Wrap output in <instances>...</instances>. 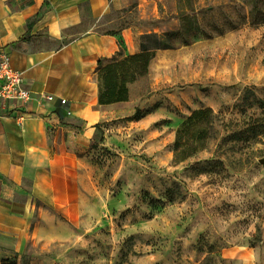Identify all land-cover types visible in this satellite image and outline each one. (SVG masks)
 Segmentation results:
<instances>
[{
  "label": "crops",
  "instance_id": "1",
  "mask_svg": "<svg viewBox=\"0 0 264 264\" xmlns=\"http://www.w3.org/2000/svg\"><path fill=\"white\" fill-rule=\"evenodd\" d=\"M170 1L0 0V49H9L33 93L67 100L34 101L21 122L0 119V264L66 230L88 231L108 215L119 169L137 149L151 153L158 113L169 111L165 89L184 83L201 52L159 50L144 73L142 39L165 33L152 23L168 18ZM142 80L148 91L137 94ZM217 252L224 264H264V231L255 245Z\"/></svg>",
  "mask_w": 264,
  "mask_h": 264
},
{
  "label": "rangeland",
  "instance_id": "2",
  "mask_svg": "<svg viewBox=\"0 0 264 264\" xmlns=\"http://www.w3.org/2000/svg\"><path fill=\"white\" fill-rule=\"evenodd\" d=\"M168 10L152 28L176 49L201 52L184 83L165 89L169 111L158 113L151 153L137 149L119 169L102 220L88 231L66 230L12 264H181L208 251L205 264H224L219 248L262 239L264 0H171ZM145 91L142 80L136 93ZM200 109L213 111L216 136L175 164L176 134Z\"/></svg>",
  "mask_w": 264,
  "mask_h": 264
},
{
  "label": "trees",
  "instance_id": "3",
  "mask_svg": "<svg viewBox=\"0 0 264 264\" xmlns=\"http://www.w3.org/2000/svg\"><path fill=\"white\" fill-rule=\"evenodd\" d=\"M168 35L160 36L159 34L145 35L142 39V62L144 73L147 72L150 61L155 57L159 50H174L176 49L169 42ZM134 57L133 59H137ZM127 91L125 88L122 91ZM124 95L121 94L119 99L124 100ZM142 114L138 111L132 120H139ZM215 118L211 109H200L194 111L189 120L183 124L182 128L176 134L174 146V163L181 164L202 151L210 137L216 136ZM209 261V258L203 263ZM12 264V263H11Z\"/></svg>",
  "mask_w": 264,
  "mask_h": 264
},
{
  "label": "built area",
  "instance_id": "4",
  "mask_svg": "<svg viewBox=\"0 0 264 264\" xmlns=\"http://www.w3.org/2000/svg\"><path fill=\"white\" fill-rule=\"evenodd\" d=\"M34 101L67 105V100L53 95L33 93L27 86L23 72L15 69L8 48L0 49V119L16 118L20 122L32 116L28 107Z\"/></svg>",
  "mask_w": 264,
  "mask_h": 264
}]
</instances>
